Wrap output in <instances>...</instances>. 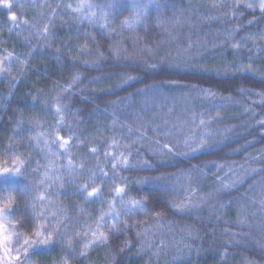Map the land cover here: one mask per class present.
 <instances>
[{
  "label": "trees",
  "instance_id": "16d2710c",
  "mask_svg": "<svg viewBox=\"0 0 264 264\" xmlns=\"http://www.w3.org/2000/svg\"><path fill=\"white\" fill-rule=\"evenodd\" d=\"M39 1L0 5V60L11 54L0 74V163L9 166L15 148L29 165L21 185L38 191L59 177L45 203L73 247L54 244L32 261L264 264V13L242 0H155L124 28L131 0H93L115 4L103 25L65 0ZM57 135L67 152L51 143ZM201 135L208 145L194 151ZM121 153L127 163L113 170ZM50 161L60 170L46 173ZM85 184L100 195L86 200ZM37 194L0 190L21 211ZM102 215L108 243L81 255L75 233Z\"/></svg>",
  "mask_w": 264,
  "mask_h": 264
},
{
  "label": "snow or ice",
  "instance_id": "6c2138e0",
  "mask_svg": "<svg viewBox=\"0 0 264 264\" xmlns=\"http://www.w3.org/2000/svg\"><path fill=\"white\" fill-rule=\"evenodd\" d=\"M152 3H155V0H148V4L145 5H141L139 0H132V8L135 13L134 22L141 21L142 17L146 15L148 5ZM0 5L9 9L12 7L11 0H0ZM114 6L115 4L113 2H110L106 8L103 5L92 3L91 0H80L74 10L84 13V10L87 9L88 12L86 16L89 20H92L97 16L96 9H99V19L106 22L110 17V12L107 9L113 8ZM245 6L249 9L253 8L252 3H247ZM69 7H71V5H69ZM258 7L259 10L264 13V0H258ZM140 9H144V11H140ZM10 19L13 21L17 19L15 13L10 15ZM25 23L27 22L25 21ZM123 24L132 27V22L128 20L123 21ZM104 26L106 27L107 24L105 23ZM45 31H47L46 28ZM234 47L238 48L239 44H235ZM10 58L11 54H9V58L0 60V74H3L6 70L10 71ZM56 111L58 113L61 111L59 106H57ZM200 123L203 125L205 122L201 120ZM42 135V133H36L38 141L41 140ZM42 142L45 143L46 147L51 151L49 141L43 140ZM191 142L197 144V147L193 148L194 151L200 150L208 145L207 135L193 136ZM51 143H57L60 149L67 152L70 141L57 135ZM185 143L187 144L189 141L186 140ZM165 148H167L169 152L172 151L167 145H165ZM8 151L15 156V159L6 162L9 166H4L3 163H0V190L15 189L17 186H20L21 192L25 195L34 192H38V194L33 195L30 201L26 202L23 211H21L15 197L9 195L0 198V264H30V257L36 253L37 249L49 248L57 243H64L67 248L72 249L73 241L71 239L66 241H61L60 239L62 236L66 235L67 225L63 220L58 218L55 210H51V217L54 218H50V208L47 206L51 203L47 190L51 189L54 184L59 182V177L52 175L51 177L46 176L44 180H41L40 183L45 187L44 191H38L35 186L26 183L21 185V178L29 165L26 163L24 157L16 155L15 148H9ZM92 151L95 152V149H92ZM56 154L57 153H53V155ZM106 155L112 154L106 153ZM112 158L117 161V163H113L112 165L113 170L118 167V164L127 163L123 153H121L119 157L112 156ZM68 167H74L71 158L68 159ZM59 170L60 166H55L54 162L50 161V166L45 169V172L49 173ZM101 175L106 176L107 173L101 172ZM91 183L94 184L95 179H92ZM87 188L88 185L85 184L81 185L79 189L81 192L87 193L85 196L86 200L100 195V188L94 187L91 191H87ZM114 191L117 196H121L125 189L123 187H117ZM45 202H47V205ZM37 204H40L41 207L38 208ZM141 204V201H131L133 207ZM173 207H177V205H173ZM110 208H112V205H110ZM17 213H19V216H17ZM108 215L113 221H116L119 217V213L113 214L110 212ZM105 224L106 220L102 215L99 217L95 229L88 227L83 233H75V236L79 237L80 242L84 244L81 255L86 254L93 246L108 243V233L102 230ZM61 226H63V228ZM112 227L114 228L115 225L113 224ZM25 228H30L31 231L24 233L22 230ZM108 231L111 232L112 228H109ZM21 257H23V259H21Z\"/></svg>",
  "mask_w": 264,
  "mask_h": 264
},
{
  "label": "rangeland",
  "instance_id": "374dc122",
  "mask_svg": "<svg viewBox=\"0 0 264 264\" xmlns=\"http://www.w3.org/2000/svg\"><path fill=\"white\" fill-rule=\"evenodd\" d=\"M243 2L245 3H252L253 4V8L255 9H259L258 7V0H242ZM36 2V4H38L40 1L39 0H11V4H12V7H17L18 5H20V7H26V6H29V5H32ZM42 2V1H41ZM66 4L68 5H71V7H69L72 11L76 12L77 14H79L82 18H84L85 20L91 22L92 24H101L103 25V21L99 19V10L96 9V12H97V16L95 18H93L92 20H89L86 16V13L88 12L87 9L84 10V13H81V12H78V11H75L74 9L76 8V5L80 2V0H65ZM91 2L93 3V0H91ZM131 3H132V0H131ZM139 3L141 5H145V4H148V0H139ZM151 4L148 5V7L150 6ZM147 7V8H148ZM24 9V8H23ZM22 10V9H21ZM147 10V9H146ZM140 11H144V9H140ZM135 17V16H134ZM135 18L133 19H130L128 21L132 22V27L134 25H136L138 22H134ZM124 28H132V27H128L126 25L123 26ZM50 249L49 248H40V249H37L36 252H39V251H44V250H48ZM21 259H23V257H21ZM30 264H36L32 261L31 257H30Z\"/></svg>",
  "mask_w": 264,
  "mask_h": 264
}]
</instances>
